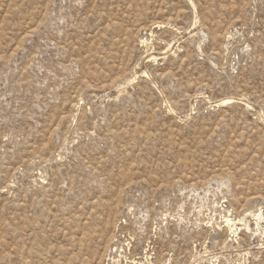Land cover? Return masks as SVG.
I'll list each match as a JSON object with an SVG mask.
<instances>
[{
  "label": "rangeland",
  "instance_id": "rangeland-1",
  "mask_svg": "<svg viewBox=\"0 0 264 264\" xmlns=\"http://www.w3.org/2000/svg\"><path fill=\"white\" fill-rule=\"evenodd\" d=\"M0 264H264V0H0Z\"/></svg>",
  "mask_w": 264,
  "mask_h": 264
}]
</instances>
